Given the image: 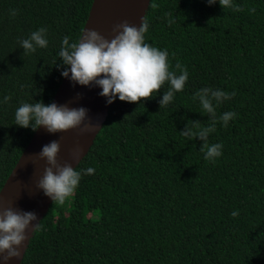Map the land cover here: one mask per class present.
Here are the masks:
<instances>
[{
	"label": "trees",
	"instance_id": "obj_1",
	"mask_svg": "<svg viewBox=\"0 0 264 264\" xmlns=\"http://www.w3.org/2000/svg\"><path fill=\"white\" fill-rule=\"evenodd\" d=\"M92 1L0 0V188L34 133L15 112L50 103L63 38L78 41ZM232 3L243 10L150 0L145 43L167 50L170 71L187 69L184 90L165 107L168 83L140 104L116 98L75 167V194L51 202L21 264H264V0ZM40 28L47 48L25 54L20 42ZM203 88L235 93L213 102L214 161L204 141L181 134L213 124L196 96ZM225 112L236 114L227 127Z\"/></svg>",
	"mask_w": 264,
	"mask_h": 264
},
{
	"label": "clouds",
	"instance_id": "obj_2",
	"mask_svg": "<svg viewBox=\"0 0 264 264\" xmlns=\"http://www.w3.org/2000/svg\"><path fill=\"white\" fill-rule=\"evenodd\" d=\"M209 5H214L217 0H207ZM223 9L231 8L233 11L243 9L232 3V0H219ZM155 8V3L151 4ZM255 12V8L250 9ZM15 15V13H13ZM173 21L169 20V24ZM149 28L147 19H142L139 27L130 25L127 21L113 27L115 35L108 39L94 29H82V34L77 42L70 43L65 36L58 53L62 60L61 75L70 78L74 83L91 86L93 84L102 88L99 93L107 97V103L119 100L140 104L150 100L154 93H159L165 83L169 88L159 101L160 107L167 106L174 99L176 92L184 90L188 80V71L179 63L175 71L169 70L168 52L160 50L145 43V33ZM46 29L40 28L32 32L28 39L22 40L21 46L25 54L35 52L37 48H47L48 40L45 37ZM235 93H225L221 90L203 88L196 93L203 109V114L210 115L213 124L201 128L198 122H193L192 127L181 132L184 137H197L204 141L201 151L205 153V159L214 161L222 155L221 144H209V134L215 131L216 108L224 100L230 99ZM5 102L10 97L4 98ZM233 112H225L219 119L227 127L228 122L235 117ZM88 110L84 107L70 108L67 105L56 103L45 104L42 100L34 104L24 103L15 112V124L23 128H31L33 131L44 126L50 133L65 132L79 127L87 118ZM86 125L82 131H93ZM60 142L53 140L43 146L38 153L39 158L46 160L47 167L42 178L38 182V188L50 197L54 204L64 205L66 200L75 194L81 180V172L72 164H60L58 153ZM81 149L74 151V157L79 156ZM94 168H87L84 174H94ZM238 212L233 211L232 216ZM38 217L35 212L17 211L14 208L0 209V257L4 261L21 256V247L29 239L27 229ZM40 223L34 226V232L40 228Z\"/></svg>",
	"mask_w": 264,
	"mask_h": 264
},
{
	"label": "water",
	"instance_id": "obj_3",
	"mask_svg": "<svg viewBox=\"0 0 264 264\" xmlns=\"http://www.w3.org/2000/svg\"><path fill=\"white\" fill-rule=\"evenodd\" d=\"M149 4L150 0H93L83 29H94L110 40L115 35L113 27L119 23L127 21L130 25L139 27ZM101 91L102 88L95 84L83 86L74 83L70 78L62 77L50 103L67 105L70 108L84 107L88 110V116L79 127L65 132L53 134L41 126L34 131L11 169L0 188V209L11 207L17 211L35 212L38 219L26 230L29 239L20 249L21 256L8 261L0 257V264H21L33 236L34 226L40 222L53 201L37 186L48 166L46 160L39 158L38 153L44 145L58 140L61 145L58 162L70 163L75 168L93 144L112 104L107 103V97L99 94ZM86 125L94 130L82 131ZM77 148L81 151L79 156L74 157Z\"/></svg>",
	"mask_w": 264,
	"mask_h": 264
}]
</instances>
